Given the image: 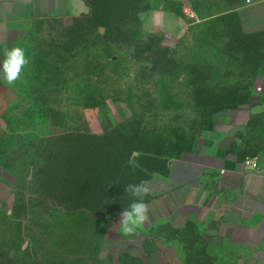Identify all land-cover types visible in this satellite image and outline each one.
Instances as JSON below:
<instances>
[{"label":"rangeland","instance_id":"374dc122","mask_svg":"<svg viewBox=\"0 0 264 264\" xmlns=\"http://www.w3.org/2000/svg\"><path fill=\"white\" fill-rule=\"evenodd\" d=\"M199 2L151 0V10L140 15L142 28L135 30L143 39L156 35L146 30V24L151 29L157 24L154 11L182 16L178 44L163 47L181 64L199 63V57L210 63L206 75L187 78L155 59H135L128 45L105 46L98 38L106 30L93 27L88 18L50 17L32 24L19 46L29 64L15 85L27 91L36 71L63 76L45 85L52 91L45 105L21 96L23 112L8 117L10 126L0 144L6 167L0 177V264H114L104 241L135 199L124 189L143 180L138 172L116 180L107 168L90 165H78L73 172L65 161L62 179L49 169L48 179L38 180L42 138L86 132L91 110L101 112L103 119L110 112L121 124L129 119L121 120L123 105L130 118L135 116L149 134L161 138L165 154L193 151L249 101L253 90L264 88V35L244 36L238 29L218 39L210 34L199 51ZM186 9L195 20L185 15ZM256 17L260 23L263 15ZM163 71L175 75L160 77Z\"/></svg>","mask_w":264,"mask_h":264},{"label":"crops","instance_id":"0c3cea01","mask_svg":"<svg viewBox=\"0 0 264 264\" xmlns=\"http://www.w3.org/2000/svg\"><path fill=\"white\" fill-rule=\"evenodd\" d=\"M89 13L83 0H0V67L6 50L22 45L35 21ZM154 13L157 24L153 29L146 24L147 32L162 39L161 28H166L177 37L172 45H163L175 48L183 19L171 12ZM258 13L263 15L260 23ZM198 24L199 51L208 32L219 33L226 26L244 36L264 35V0L199 4ZM19 104L18 87L0 75V144L7 128L4 114ZM127 108L121 106V120L130 118ZM109 114L103 119L99 111L87 112L86 133L99 136L117 127ZM212 135L179 158L139 164L148 176L143 183L150 188L145 198L149 221L133 235L123 234L118 224L105 239L103 248L114 254V264H264V88L253 90L249 101ZM4 170L0 147V177Z\"/></svg>","mask_w":264,"mask_h":264},{"label":"trees","instance_id":"16d2710c","mask_svg":"<svg viewBox=\"0 0 264 264\" xmlns=\"http://www.w3.org/2000/svg\"><path fill=\"white\" fill-rule=\"evenodd\" d=\"M83 1L90 8V13L80 18H88L93 27L106 30L105 37L98 38L105 41V46L108 44L117 46L128 45L134 49L132 56L135 59L142 60L141 57H143L146 62L155 59L162 65L174 66L175 69L178 68L183 71L182 73L185 78L194 76L196 73L206 75V71L210 67V63L207 61L201 60L199 57V63L191 60L181 64L174 59L168 49L163 47V41L158 35H150L143 39L140 38L139 33L135 32L136 29L142 28L140 15L151 10V0ZM219 1L230 6L240 0ZM200 2L199 4L210 6L212 3L216 4L217 0H200ZM174 9L177 12L178 7ZM177 14L181 16V14ZM223 28L219 33L208 32L209 34L202 41H205L210 34L218 39L233 34L235 29H237H227V26ZM174 75L175 73L171 74V72L166 71L159 74L163 78L174 77ZM54 76L61 77L63 75H54L51 70L45 73L36 71L29 81L31 86L27 91H21L18 87L20 91L19 107L9 110L4 114V120L8 129L10 126L8 117L13 113L23 112L21 109L23 105L21 96H26L29 101L31 100L34 103L40 102L42 105L46 104L52 91L45 89V85L50 83ZM133 117L125 120L111 131L99 136L91 135L84 131H76L59 133L50 138H42L40 150L37 152L40 161L38 168L35 166L36 170H38V180L48 179L47 171L49 169L57 172V179H62L67 163L71 165L73 172H76L77 169L75 167L78 165H90L92 168L105 167L109 172L112 171L114 173L116 180H121L126 176H130L131 173L134 175L135 172H138L143 175V180H141V183H143L148 178L147 174L139 168V164L143 160L179 158L191 152L181 151L174 155L165 154L159 147L161 138L156 137L153 133L149 134L143 122L137 121L135 116ZM110 139L114 142L107 146L106 141ZM165 143L167 144L166 141ZM127 149H129L128 152L122 151ZM64 161L66 162L65 164L63 163ZM4 168L6 169L5 166Z\"/></svg>","mask_w":264,"mask_h":264},{"label":"clouds","instance_id":"9594fccd","mask_svg":"<svg viewBox=\"0 0 264 264\" xmlns=\"http://www.w3.org/2000/svg\"><path fill=\"white\" fill-rule=\"evenodd\" d=\"M29 64L25 50L21 47H12L6 50L0 75L9 84L13 85L21 79V75ZM124 191L135 198L127 210L120 214L119 224L123 234L133 235L149 221V205L145 198L150 195L148 184H129Z\"/></svg>","mask_w":264,"mask_h":264},{"label":"built area","instance_id":"2783aa9c","mask_svg":"<svg viewBox=\"0 0 264 264\" xmlns=\"http://www.w3.org/2000/svg\"><path fill=\"white\" fill-rule=\"evenodd\" d=\"M250 2L249 1H247V4H249ZM185 15L188 17V18H190V19H192V20H195L196 19V16L194 15V13H192L190 10H188V9H186L185 10ZM162 39H163V44L165 45V46H170V45H172L173 43H175V37H174V35H172L171 33H169L168 31H166V30H163L162 31ZM257 91L258 92H261V88H258L257 89ZM252 168L253 169H257L258 167H257V165H252Z\"/></svg>","mask_w":264,"mask_h":264}]
</instances>
